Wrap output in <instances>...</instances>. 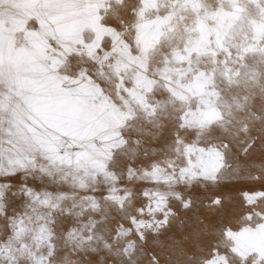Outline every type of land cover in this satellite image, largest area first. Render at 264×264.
Returning <instances> with one entry per match:
<instances>
[{
  "label": "snow or ice",
  "instance_id": "6c2138e0",
  "mask_svg": "<svg viewBox=\"0 0 264 264\" xmlns=\"http://www.w3.org/2000/svg\"><path fill=\"white\" fill-rule=\"evenodd\" d=\"M0 264H264V0H0Z\"/></svg>",
  "mask_w": 264,
  "mask_h": 264
},
{
  "label": "bare ground",
  "instance_id": "6f19581e",
  "mask_svg": "<svg viewBox=\"0 0 264 264\" xmlns=\"http://www.w3.org/2000/svg\"><path fill=\"white\" fill-rule=\"evenodd\" d=\"M253 160L259 164L260 162V155H259V151H257V153H255L253 155ZM247 186L244 184H236V185H232L229 186L228 190L227 188L224 189V191L226 193H228L230 195V197L232 198L231 202H229V204L227 205V211L230 214V218L233 219V221H235L236 216L238 215V203H239V198H240V194L242 190H246ZM232 190V192L230 191Z\"/></svg>",
  "mask_w": 264,
  "mask_h": 264
},
{
  "label": "rangeland",
  "instance_id": "374dc122",
  "mask_svg": "<svg viewBox=\"0 0 264 264\" xmlns=\"http://www.w3.org/2000/svg\"><path fill=\"white\" fill-rule=\"evenodd\" d=\"M229 188V187H228ZM228 188H227V190H228ZM231 192H232V190H230Z\"/></svg>",
  "mask_w": 264,
  "mask_h": 264
}]
</instances>
